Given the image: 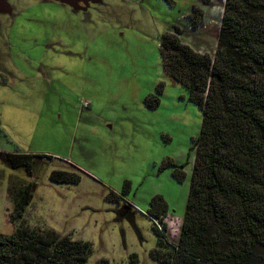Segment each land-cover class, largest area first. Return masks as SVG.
<instances>
[{
  "label": "rangeland",
  "instance_id": "rangeland-1",
  "mask_svg": "<svg viewBox=\"0 0 264 264\" xmlns=\"http://www.w3.org/2000/svg\"><path fill=\"white\" fill-rule=\"evenodd\" d=\"M8 4L10 15H0V151L72 166L41 159L28 176L0 164V234L19 224L9 217V187L30 182L20 221L89 242L85 264H160L149 258L155 237L144 213L161 196L166 234L177 241L201 123L186 89L165 73L160 41L178 26L185 44L213 54L224 0H95L79 11L46 0ZM193 8L202 13L196 21L187 19ZM169 160L183 166L180 182ZM54 169L80 181L51 183ZM125 182L122 199L108 202ZM130 210L141 239L125 218Z\"/></svg>",
  "mask_w": 264,
  "mask_h": 264
},
{
  "label": "trees",
  "instance_id": "trees-1",
  "mask_svg": "<svg viewBox=\"0 0 264 264\" xmlns=\"http://www.w3.org/2000/svg\"><path fill=\"white\" fill-rule=\"evenodd\" d=\"M201 14L193 8L187 19L196 21ZM182 33L172 26L162 35V65L186 89L201 123L191 143L194 162L177 241L166 234L169 211L161 196H153L144 213L155 237L149 258L160 264H264V0H224L213 54L185 44ZM18 151H0V164L28 176L41 159L55 158ZM167 166L180 182L183 166L171 160ZM48 179L70 185L80 176L54 169ZM128 188L125 182L119 195L109 192L106 200L117 203ZM34 189L30 182L8 189L9 217L19 224L11 234H0V264H85L89 242L20 221ZM123 206L131 208L127 202ZM133 214L124 215L141 239ZM116 219L123 218L117 213ZM96 264L115 263L100 259Z\"/></svg>",
  "mask_w": 264,
  "mask_h": 264
},
{
  "label": "water",
  "instance_id": "water-1",
  "mask_svg": "<svg viewBox=\"0 0 264 264\" xmlns=\"http://www.w3.org/2000/svg\"><path fill=\"white\" fill-rule=\"evenodd\" d=\"M55 1L60 4L66 5L74 11L85 10L90 2L95 0H46ZM11 7L6 0H0V14H10Z\"/></svg>",
  "mask_w": 264,
  "mask_h": 264
},
{
  "label": "flooded vegetation",
  "instance_id": "flooded-vegetation-1",
  "mask_svg": "<svg viewBox=\"0 0 264 264\" xmlns=\"http://www.w3.org/2000/svg\"><path fill=\"white\" fill-rule=\"evenodd\" d=\"M7 2L9 1V0H6ZM0 15H2V16H6V15H10V14H0ZM64 163L65 164H67V165H69V166H72L71 164H69L70 162H68L67 160H64Z\"/></svg>",
  "mask_w": 264,
  "mask_h": 264
}]
</instances>
